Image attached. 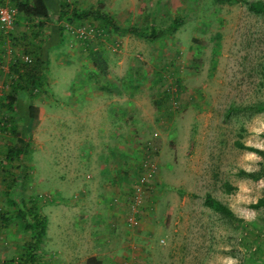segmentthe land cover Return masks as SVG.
<instances>
[{"label": "rangeland", "instance_id": "obj_1", "mask_svg": "<svg viewBox=\"0 0 264 264\" xmlns=\"http://www.w3.org/2000/svg\"><path fill=\"white\" fill-rule=\"evenodd\" d=\"M122 1L131 15L114 20L112 0H65L78 11L100 7L121 28L67 20L68 11L59 18L63 40L48 50L45 90L23 99L36 107L31 120L23 101L7 108L18 79L1 88L10 79L2 65L14 55H0V264H29L30 233L17 214L21 199L28 207L35 201L47 218L33 264H86L93 252L105 253L103 264H264V207L251 206L264 197V13L248 7L264 0ZM178 15L175 32L157 40L144 36ZM37 21L18 13L9 36L0 30V45L11 43L14 53L23 48L34 59L49 27L35 37ZM66 24L90 25L95 35L79 39ZM99 49L104 72L91 59ZM83 91H113L100 102L125 109L101 113L100 127L84 128L92 111L84 118L79 110ZM109 117L117 128L108 127ZM18 138L27 147L9 153L22 145ZM93 141L91 151L111 156L90 158L86 146ZM84 152L89 157L79 159ZM240 170L259 176H240ZM94 171L110 189L94 191ZM225 182L236 189L226 192ZM206 194L234 217L206 206ZM86 198L115 210L119 233L77 232L99 225L106 208L83 215ZM132 216L137 224L129 223Z\"/></svg>", "mask_w": 264, "mask_h": 264}, {"label": "trees", "instance_id": "obj_2", "mask_svg": "<svg viewBox=\"0 0 264 264\" xmlns=\"http://www.w3.org/2000/svg\"><path fill=\"white\" fill-rule=\"evenodd\" d=\"M12 4L18 10V13L22 14L24 17H27L28 20H38L35 25L36 31H34V36L38 37L39 32L42 27L46 26L49 23V27L52 28L53 34L46 37L37 45V51L35 53V58L28 64L25 71L20 73L18 80L15 81V90L13 93L8 95V105L11 111L17 108V104L22 102L20 105H23L25 101L23 100L25 97L28 99L43 93L45 87L47 85V58H48V50L50 47L59 44L63 40V28L59 25L58 20L61 18L64 13H68L71 16H67V20H80V19H94L103 23L104 29L114 31L119 30L121 27L117 25V23L109 17L108 14L101 12L100 7H93L86 10L78 11L75 8H71L70 4H67L65 0H12ZM249 9L257 13H264V2L263 1H253L248 3ZM57 15L54 19L52 15ZM182 23L181 16H175L172 22L166 28H155L153 25L147 31V34L144 35V32H139L141 35L146 36L149 39L157 40L163 38L166 35H169L178 28ZM26 38L27 36L23 34ZM91 59L95 66L99 69H105V65L103 63V59L96 52L91 53ZM11 69L13 71H18L17 66L12 64ZM29 100V99H28ZM25 107V118L27 120H31L35 118L36 107L31 105L26 101ZM8 122V120H6ZM18 140L22 143L20 147L16 145L9 149V153L15 152L17 155L22 153L23 149L27 147V142H25L22 138H18ZM237 146L244 149L254 150L256 152L262 153L258 149L251 148L243 143L237 142ZM22 147V148H21ZM240 176L250 177L253 179L258 178V174L246 172L244 170H240L238 173ZM223 187L226 192H232L236 189L235 186L231 185L228 182L223 184ZM30 207H28L27 201L21 199L20 207L17 211V214L23 220L24 228L30 233V242L28 243V255L27 261L29 264H33V252L36 248H38L41 243L45 231L47 218L43 215L37 203L33 200H29ZM204 204L216 212L226 216V217H234L232 210L223 202L216 199L211 194H206L204 198ZM253 208L264 207V197L258 198V200L251 205ZM1 219H4L2 215H0ZM86 264H101V261L94 256L88 257L86 259Z\"/></svg>", "mask_w": 264, "mask_h": 264}, {"label": "crops", "instance_id": "obj_3", "mask_svg": "<svg viewBox=\"0 0 264 264\" xmlns=\"http://www.w3.org/2000/svg\"><path fill=\"white\" fill-rule=\"evenodd\" d=\"M101 1V0H100ZM121 6H123V7H121ZM132 8L130 7V6H127L125 3H123V1L122 0H112V7L109 9V14L110 15H112V17L114 18V20L116 19L115 17H120V16H127V15H131L130 13L132 12ZM101 12H103V11H101ZM105 13V12H104ZM94 22H96V23H98V24H100V26H102L103 25V23L102 22H100V21H98V20H95ZM1 33V32H0ZM51 34H53V30H52V28L51 27H48V33H47V37H49V35H51ZM62 42V41H61ZM60 42V43H61ZM0 46H3V49H0V55H3L4 53H6V49H5V45H0ZM11 47H13V46H11ZM13 49H14V47H13ZM94 49H95V47H94ZM96 53H98L99 55H100V57L103 59V57L101 56V51H100V49L96 52ZM5 55V54H4ZM105 59V58H104ZM103 59V63H104V65H105V69L103 70V72L106 70V67H107V65H106V63H105V60ZM9 63H10V59L8 60V62H7V64L9 65ZM97 67V66H96ZM98 68V67H97ZM99 69V68H98ZM99 70H101V69H99ZM102 71V70H101ZM9 74V73H8ZM84 93H83V98L81 99V101H83L84 102V105H82V107L79 109V110H82L83 112H84V114H83V117L84 118H86L85 117V112L86 111H89V110H91L92 111V114H91V118H88V119H84V128L86 127V126H90V127H96V126H99L98 124H97V117L98 118H100V117H102V115H101V113H104V115H105V117H107L106 116V113L107 112H114V111H116V109H118L119 107H120V109H125L123 106H120V105H118V103H116V102H112L110 105L108 104H104V103H101L100 102V99L101 98H104L105 97V95H108V94H110V92H113V91H107V92H101V91H92V94L90 95V91H83ZM115 93V92H114ZM118 93V92H117ZM120 93V92H119ZM89 105H91L90 106V108L88 107ZM103 105V106H102ZM85 108H88L87 110H84ZM78 110V111H79ZM111 113V114H112ZM108 120H110V122H108L107 123V125H108V127H110V128H117L118 127V125L116 124L115 125V123L114 122H112L113 120L109 117V119ZM102 126V125H101ZM78 127L79 128H82L81 126H80V124H78ZM100 127V126H99ZM98 128V127H97ZM104 128H106V126H104ZM101 129V128H100ZM83 132H85V131H83ZM78 134H80V132H78ZM111 139V138H110ZM111 140H115V139H111ZM81 143V142H80ZM96 142L95 141H93V143L91 144V143H89L86 147H88V150H89V152H90V158H93V159H99V158H102V156H104V158L105 157H107V155H108V157H110L111 156V154L110 153H106L107 155H101V152H103V151H100L99 153H96L95 151H91V146H93V144H95ZM81 144H83V145H85L86 144V142H82ZM83 147V146H82ZM79 149H81L80 147H79ZM104 154V153H103ZM65 155V154H64ZM89 157V155L87 156L86 154H85V152L84 153H80L79 154V159L80 158H83V159H85V158H88ZM94 174L96 173L95 171L93 172ZM96 175V174H95ZM95 175H92V177H95ZM98 176L96 175V181H94L93 183V188H94V191H95V189L98 187V188H100V186H103V187H106L107 189H110V186H109V188H108V186H107V184L108 183H105V182H103V178H102V181H101V179H100V177H101V175L97 178ZM91 201H93V202H91ZM105 202V201H104ZM104 202H102V201H99V200H94V199H92V200H89V199H85L83 202H82V207H83V211H82V214L83 215H88L86 212H87V210L89 209H92V211L90 210V213H92V214H94L95 212H98L99 210H100V206H102V208H103V206H106V208L105 209H103L101 212H102V218H101V220H100V224L99 225H96L95 227H89V226H85V224H83L85 227H78V231L77 232H79V230L80 229H82V231L83 232H88L89 234H91V232H95L96 231V229H100L99 231H102V232H104V233H106V234H108L109 235V237H111L110 236V234L111 233H119L118 232V230L116 229L117 227H115V224H117V223H121V220H120V217L119 216H117L118 214L115 212V210L113 209L112 211H110L109 209H110V205L107 203V205H105L106 203H104ZM116 209H118V207H116ZM104 210L107 212V213H105V214H108V216H109V218L108 217H106L105 215H104ZM96 218V217H95ZM86 220V219H85ZM96 220V219H95ZM90 221H92L93 222V219H91L90 218ZM99 221V220H98ZM104 221V222H103ZM115 223V224H114ZM104 226V227H103ZM71 231V230H70ZM84 234H86V233H84ZM91 236H89L88 235V238H86V239H89ZM108 237V238H109ZM102 254H105V253H100V254H98V253H95V252H93V253H91L90 255H89V257H91V256H94V257H96L97 259H99L100 261H101V264H103V261H102V258H101V255ZM88 258V257H87Z\"/></svg>", "mask_w": 264, "mask_h": 264}, {"label": "built area", "instance_id": "obj_4", "mask_svg": "<svg viewBox=\"0 0 264 264\" xmlns=\"http://www.w3.org/2000/svg\"><path fill=\"white\" fill-rule=\"evenodd\" d=\"M18 15V10L16 7L12 6L11 4H8L7 2L0 1V30H2L7 36H9L12 31L15 29V23ZM66 29H68L72 34H74L76 37L82 40H89L95 35V30L90 25H77L74 26L72 24H66ZM11 43L9 46H5V51L7 53H11V55H14L12 60L10 61L11 66L12 64L17 66L18 71L10 72V65H7V67H4L2 65L3 69L6 73H9L10 79L8 82H3L1 84V88H9L11 86V83H13L16 79H18L20 73L25 71V66L29 64L32 61V57L28 54V52L25 51V49H18L14 53L13 47H11ZM8 48V49H7ZM9 63V64H10ZM170 95L172 97V100L177 96L176 91H171ZM133 197V198H132ZM130 199L134 202L132 204V211L135 213L137 211L136 204L138 202V199L140 197L139 193H135ZM137 219L135 216H132L129 219V223L131 224H137Z\"/></svg>", "mask_w": 264, "mask_h": 264}]
</instances>
